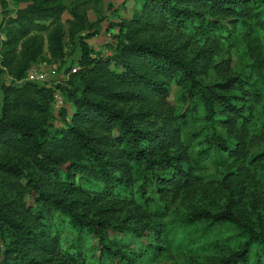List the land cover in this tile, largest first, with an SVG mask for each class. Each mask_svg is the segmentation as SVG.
Returning a JSON list of instances; mask_svg holds the SVG:
<instances>
[{
  "label": "trees",
  "instance_id": "1",
  "mask_svg": "<svg viewBox=\"0 0 264 264\" xmlns=\"http://www.w3.org/2000/svg\"><path fill=\"white\" fill-rule=\"evenodd\" d=\"M12 1L27 3L10 18L12 27L7 31L10 45L23 40L25 66L43 49V35L31 34L33 30L46 31L49 54L61 57L63 1ZM250 2L141 0L130 17L112 23L118 28L114 53L95 55L85 42L80 43L78 68L71 74L75 89L66 90L73 111L65 126L50 137L41 133L36 116L46 111L40 100L45 95L38 91L37 97L26 87L5 88L6 100H15L14 106L25 113H0V146L31 158L36 172L33 176L0 159L1 182L23 178L20 187L28 198L19 203L0 196V233L9 235L4 249L0 248V264H92L78 246L62 250L57 233L46 223L53 211L71 226L93 233L97 247L114 260L123 249L109 241L108 231L148 226L144 220L149 215L134 194L146 197L149 182H153L156 208L159 200L184 194L185 211L178 217L182 226L200 225L205 233L214 224L228 221L241 229L244 239L236 248L206 263L191 264H246L253 250L252 264H264V232L248 222L235 199L242 191L234 193L230 179L219 183L226 191L222 210L211 212L193 202L194 165L212 149V136L216 135L211 153L215 162L247 156V163L264 168V89L257 91L251 80L242 81L230 60L212 59V45L193 40L206 27L218 30L225 24L246 23L253 16ZM0 4L6 7V0ZM70 13L78 20L76 11ZM253 60L264 66V58ZM208 73L212 80L198 79ZM172 81L186 83L187 93L198 84L212 135L194 154L187 152V138L181 134L184 116H176L168 100ZM251 121L259 128L257 133L249 131ZM218 127L225 137L219 136ZM250 135L261 147L248 153Z\"/></svg>",
  "mask_w": 264,
  "mask_h": 264
},
{
  "label": "rangeland",
  "instance_id": "2",
  "mask_svg": "<svg viewBox=\"0 0 264 264\" xmlns=\"http://www.w3.org/2000/svg\"><path fill=\"white\" fill-rule=\"evenodd\" d=\"M62 1L65 10L60 14L59 20L64 33L63 55L59 58L52 57L47 50L46 31L33 30L31 34L43 35L44 44L40 55L29 61L27 66H25L27 61L24 63L22 58L23 40L12 46L9 44L11 36L7 33L12 27L10 18L27 3L6 0V7L0 4V113L3 111L25 113L23 109L14 106L15 100L11 98L6 100V87H26L29 93L37 94V97H40L37 93L40 91L45 95L40 100L46 106V111L36 116L41 133L46 137H50L56 129L64 127L73 111L66 90L75 89L71 82L73 79L71 74L78 68L80 43L85 42L95 55L107 56L111 52L114 53L117 40L114 35L118 28L112 23H116L120 18L130 17L141 3V0ZM250 4L253 7V16L246 23L238 22L228 26L225 24L218 30L206 27L203 29L204 33H197L193 40L212 45L215 49L212 59L230 60L234 73L240 75L242 81L251 80L252 86L261 91L264 89V66L256 64L253 59L264 58V0H251ZM70 10L76 11L78 20L71 15ZM44 23L49 24L50 21ZM20 69H23L22 72H19ZM198 79L206 83L213 78L212 74L208 73L199 75ZM168 90V100L174 114L178 117L184 116L181 134L184 139L187 138V152L194 154L196 150L207 145L206 138L212 135L198 98V84L195 83L190 93H187L186 83L172 81ZM49 93L52 95L49 96ZM249 127L252 133L259 131L256 122L251 121ZM217 130L220 137L226 136L222 128L218 127ZM215 136L211 137L212 149L207 156L194 165L196 177L193 180L195 189L193 202L211 212L225 208L226 191L219 183L222 179L228 178L232 182L234 193L239 189L242 191L235 194V199L239 202L240 209L245 212L243 214H246L248 222L257 230L264 232L263 166L247 163V156L238 161L226 158L220 164L215 162L211 155ZM251 136L247 140L248 153L261 147L255 144ZM0 159L16 163L27 173L35 175L36 166L27 156L0 146ZM11 181L15 182L3 184L0 178V196L4 195L7 201L12 199L19 203L28 201L27 194L20 187L25 180L21 178L16 181L11 177ZM152 184L153 182H149L147 185L146 197L134 194L135 201L149 215V220H144L148 226H138L130 231H108L109 241L123 249L116 254L114 260L97 247L93 233L86 228L77 229L71 226L66 218L55 211L46 222L47 226L57 233L62 250L68 248L71 250V245L78 246L88 263L92 264H191L194 261L206 263L209 259L226 254L243 241L239 226L228 221L214 224L205 233L200 230V225L182 226L178 222V217L185 211V203L182 200L184 194L159 200L160 207L156 208L152 199L155 195ZM8 236L6 231L5 235L0 233L1 249H4V241H9ZM261 253L263 252L260 251L259 254ZM254 256L253 250L246 264H252Z\"/></svg>",
  "mask_w": 264,
  "mask_h": 264
},
{
  "label": "built area",
  "instance_id": "3",
  "mask_svg": "<svg viewBox=\"0 0 264 264\" xmlns=\"http://www.w3.org/2000/svg\"><path fill=\"white\" fill-rule=\"evenodd\" d=\"M110 54V53H109Z\"/></svg>",
  "mask_w": 264,
  "mask_h": 264
}]
</instances>
